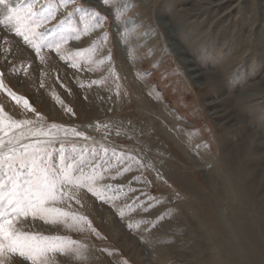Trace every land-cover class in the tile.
I'll list each match as a JSON object with an SVG mask.
<instances>
[{"label":"rangeland","instance_id":"rangeland-1","mask_svg":"<svg viewBox=\"0 0 264 264\" xmlns=\"http://www.w3.org/2000/svg\"><path fill=\"white\" fill-rule=\"evenodd\" d=\"M220 1L39 0L37 15L29 16L33 0H10L19 11L11 19L0 5V32L14 38L7 44L0 35V73L35 112L3 91L0 106L13 120L32 121L48 133L21 143L45 142L53 163L61 146L69 162L83 156L90 162L85 173L99 166L92 187L110 198L69 188L51 205L68 214L61 222L17 219L16 228L41 244L45 237L76 242L64 253H48L45 264H264V145L247 162L237 156L258 184L254 205L244 175H233L224 162L228 150L248 146L253 134L264 143V0ZM45 5L55 9L46 22ZM170 22L176 39L164 25ZM19 45L34 57H20ZM183 57L215 73L224 89L200 87ZM45 60L58 70L41 68ZM211 100H224V108L239 115L220 126L206 104ZM134 129L148 141L127 133ZM22 130L6 129L5 140ZM153 145L164 155H152ZM176 173L185 175L184 184L172 179ZM197 189L213 204L195 195ZM11 191L5 178L0 203ZM184 203L205 215L190 213ZM104 207L116 219L105 220ZM210 209L220 221L208 220ZM2 259L31 264L7 251Z\"/></svg>","mask_w":264,"mask_h":264},{"label":"snow or ice","instance_id":"snow-or-ice-1","mask_svg":"<svg viewBox=\"0 0 264 264\" xmlns=\"http://www.w3.org/2000/svg\"><path fill=\"white\" fill-rule=\"evenodd\" d=\"M38 2L39 0H33V4L26 9L27 15H37L33 7ZM71 2L72 0H61L63 5ZM0 5L7 8L9 19L13 15H19L18 9L12 6L10 0H0ZM45 9L50 12V15L45 17L46 22L52 18L55 9L45 5L41 10ZM17 34L23 36L25 41H29L27 32L17 30ZM2 77L3 74L0 73V91L5 92L17 104L23 101L26 109L35 112L30 101L9 89ZM32 124V121L13 120L0 106V187L3 186V180L6 178L12 189L6 204L0 203V264H3L2 257L5 251L17 254L31 264H45L48 253H64L69 250L68 244L76 243L67 242L59 237L52 239L45 237L43 238L45 242L41 244L34 236L21 233L16 228L17 219L21 216L39 217L51 223L61 222V218L68 214L51 205L62 197L68 196L66 189L84 187L101 200L110 199L92 187L99 166L85 173L84 168L90 162L83 156L73 158L71 162L67 161L62 146L58 153V162L53 163L52 150L46 146L45 142L36 140L32 143H21L28 136L48 135L42 128L31 127ZM22 126L23 130L19 135L13 134L5 140L6 129L22 128ZM77 135H83V133H77ZM71 198L68 197V199ZM78 219L86 220L84 217Z\"/></svg>","mask_w":264,"mask_h":264},{"label":"bare ground","instance_id":"bare-ground-1","mask_svg":"<svg viewBox=\"0 0 264 264\" xmlns=\"http://www.w3.org/2000/svg\"><path fill=\"white\" fill-rule=\"evenodd\" d=\"M213 1H215V0H213ZM230 1H232V0H221L220 1V3H218V5H221L222 3L223 4H227V3H230ZM14 3V2H13ZM232 3V2H231ZM174 12V11H173ZM0 16L1 17H3L4 15H3V9H2V7H0ZM176 22H177V20H176ZM165 25V27H166V29L168 30V32H169V35H170V37L171 38H175V37H177L176 36V33H174L172 30H170L169 28L170 27H172V25L173 26H175L174 25V23L173 22H170V23H166V24H164ZM0 35L1 36H3L4 37V39H5V41H6V43L7 44H12V40H14V38L13 37H11L10 35H6L4 32H0ZM13 35V34H12ZM17 38V37H16ZM183 38V36L182 35H179V39H182ZM176 39V38H175ZM191 40V39H190ZM175 50L177 51V53L178 54H180L181 56H185V53H186V51L184 50H182V49H180V47L178 48V47H175ZM188 50V49H187ZM17 53L20 55V57H24V58H33L34 57V55L32 56V53H31V51H29L28 49H27V47H25V46H23V45H19L18 46V49H17ZM189 57V56H188ZM48 61V60H47ZM46 60L43 62V67H41V68H44V69H50V72L52 71V72H56L58 69L57 68H59L58 66H56L55 64H54V61H48L47 62ZM36 62V61H35ZM58 62V61H57ZM182 62H183V64L184 65H186L187 67H188V70L190 71V77L194 80V81H196V83H199V84H201V86L200 87H204V85H210V86H213L214 88H216V89H218L219 91H222L223 89H224V86L222 85V84H220L219 83V81H217L216 80V74L215 73H212V72H208V71H203V70H201L200 69V67H199V65L196 63V61H194L193 59H189V58H185V57H183V59H182ZM46 63V64H45ZM38 68H40V67H38ZM38 70H40V69H38ZM59 72V71H58ZM49 78V77H48ZM221 79V78H220ZM203 80V81H202ZM77 91H79V90H77ZM124 100V99H123ZM225 100V99H224ZM224 100H211V101H208L206 104L210 107V109H212L213 111V114L215 115V117L219 120V124H220V126H224V125H226V124H229L230 122H231V120L233 119V118H236L238 115H239V113L238 112H236V111H234L233 112V110L231 111V110H228L227 108H224V106H223V101ZM9 101V100H8ZM54 101V100H53ZM16 103V102H15ZM236 113V114H235ZM231 124V123H230ZM132 126V125H131ZM230 126H232V125H230ZM226 127H227V125H226ZM229 127V126H228ZM133 131V132H132ZM127 133L130 135L131 133L132 134H135V133H137V136H139V137H137V138H139V140L141 141V142H143V141H148V139H146L145 137V134L142 132V131H136L135 129L134 130H131V132L130 131H127ZM143 133V134H142ZM131 134V135H132ZM140 134H142V135H140ZM141 136V137H140ZM147 144H151V143H149V142H146ZM263 145H264V143H262V142H260V139L258 138L257 139V136L255 135V134H253V139H252V143H250L248 146H244V145H241V146H237V147H233L232 149H230V150H228L226 153H225V156H224V162L226 163V164H228V165H231L232 167H233V175L235 174L236 176H239V177H241V176H243L244 175V177H245V183L247 182V184H248V190H249V194H248V199H249V204L251 203L252 205H254V200H255V194H256V191H257V189H258V184H257V182L256 181H254L253 180V175L250 173V172H248V173H246V171H242V169L240 168V166H241V163L238 161V154H240V158H242L241 159V161H243V163L244 162H247L248 161V159H250L251 158V156H252V154H254V155H256V156H258L257 154H256V151H258V150H260L262 147H263ZM154 146V145H153ZM155 147V151H153L152 152V155H155L156 157H157V155H160V156H162V155H164V154H162L164 151H163V149L161 148V149H158L156 146H154ZM168 147V146H167ZM264 148V147H263ZM161 151H163L162 153H160ZM259 157H261L262 158V160H264V155H263V157L262 156H259ZM157 159V158H156ZM251 162H248L249 164H252L253 162H252V160H250ZM259 161V160H258ZM255 162V164H256V162L257 161H254ZM247 166H248V164H247ZM243 169H244V166H243ZM264 169V168H263ZM153 172V171H152ZM237 173V174H236ZM242 174V175H241ZM129 175V174H128ZM264 175V174H263ZM152 176V175H151ZM184 174H180V173H176V174H174L173 175V177H172V179L175 181V182H179V183H181V184H184ZM129 177V176H128ZM132 177V176H131ZM150 179H151V177H150ZM236 184V183H235ZM200 189V188H199ZM201 190V189H200ZM202 191V190H201ZM199 192V190L197 189L196 190V194L195 195H202L203 193L202 192ZM192 194H194L195 193V191L194 192H191ZM199 195V196H200ZM240 196V195H239ZM84 197H85V201H86V204L88 205V206H91L90 204L92 203V199H91V197H89V196H87V195H85L84 194ZM174 197V196H173ZM202 197L205 199L206 198V196L203 194L202 195ZM207 199V198H206ZM205 199V201H207V202H205L204 201V203H206V204H209V205H211V204H213V203H211V201L209 202L208 200H206ZM203 201V200H202ZM200 203H202V202H200ZM246 204H247V202H246ZM247 206V205H246ZM203 208V207H202ZM183 209H187V211H189L190 213L193 211V212H195L196 211V213L198 212V213H201V214H204L205 215V212H203L201 209L199 210L198 209V207H197V205L195 206V204L194 203H192V204H188V203H184L183 204ZM104 212H105V220H107V221H112V219H116L115 218V215H113V212H112V210L109 208V207H104ZM212 212H214V210H212V209H210V213H212ZM209 216V221H211V222H217V221H220V219L221 218H219V215H217V214H215V212H214V216L212 215V220L210 219L211 218V215L209 214L208 215ZM232 216H230V218H231ZM123 218H126V216L125 217H123ZM103 219V218H102ZM196 219V218H195ZM207 219V218H206ZM196 221V220H195ZM195 221H194V223H195ZM225 221V220H224ZM223 221V222H224ZM227 222V221H226ZM191 223H193V221L191 222ZM199 223V227H203V225H204V223L202 222H198ZM206 224H208V222H205ZM208 226V225H207ZM223 226H224V224H223ZM118 227L119 228H121L122 227V225H121V222H120V224H118ZM224 229V228H223ZM200 231V230H199ZM210 232H211V230H210ZM207 236H209L208 235V233L207 234H205L203 237H207ZM212 239V238H211ZM248 248V247H247Z\"/></svg>","mask_w":264,"mask_h":264}]
</instances>
